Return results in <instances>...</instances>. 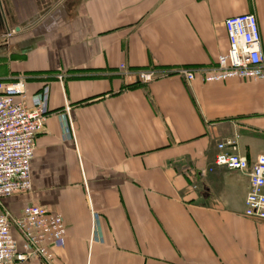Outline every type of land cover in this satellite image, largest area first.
<instances>
[{"label": "crops", "instance_id": "crops-1", "mask_svg": "<svg viewBox=\"0 0 264 264\" xmlns=\"http://www.w3.org/2000/svg\"><path fill=\"white\" fill-rule=\"evenodd\" d=\"M0 7V80L22 78L27 105L46 112L31 188L0 204L62 215L53 264H264V219L244 215L248 176L213 165L216 144L235 134L249 163L264 154V80L187 82L176 71L215 65L224 19L241 13L255 15L264 56V0ZM121 64L157 78L140 82Z\"/></svg>", "mask_w": 264, "mask_h": 264}, {"label": "built area", "instance_id": "built-area-1", "mask_svg": "<svg viewBox=\"0 0 264 264\" xmlns=\"http://www.w3.org/2000/svg\"><path fill=\"white\" fill-rule=\"evenodd\" d=\"M228 48L210 67L180 66L177 73L187 82L200 76L204 82H220L230 78L264 80V56L261 50L257 19L252 13L228 16L223 21ZM119 70L135 76L140 82L157 78L155 70H129L121 64ZM57 78L62 80V75ZM68 106L65 107L67 111ZM46 112L42 105L29 107L22 78L0 80V200L31 188L30 161L36 147V137L42 131ZM237 139L216 144L213 165L243 172L248 176V192L244 199V215L264 219V154L249 163L237 153ZM212 167L208 171H212ZM14 226L23 238L18 251L11 234ZM65 232L60 213L36 204L26 205L19 216L4 211L0 204V264H17L38 258L42 264H53L51 246Z\"/></svg>", "mask_w": 264, "mask_h": 264}, {"label": "flooded vegetation", "instance_id": "flooded-vegetation-1", "mask_svg": "<svg viewBox=\"0 0 264 264\" xmlns=\"http://www.w3.org/2000/svg\"><path fill=\"white\" fill-rule=\"evenodd\" d=\"M1 11H2V10H1V7H0V13H1Z\"/></svg>", "mask_w": 264, "mask_h": 264}]
</instances>
